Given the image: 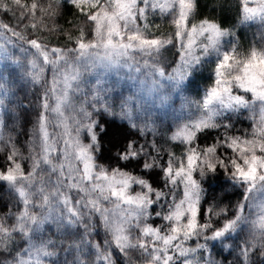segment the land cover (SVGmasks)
Instances as JSON below:
<instances>
[{
  "label": "snow or ice",
  "instance_id": "1",
  "mask_svg": "<svg viewBox=\"0 0 264 264\" xmlns=\"http://www.w3.org/2000/svg\"><path fill=\"white\" fill-rule=\"evenodd\" d=\"M52 2L61 4L50 0L44 7L38 0H0V11L11 13L14 20H0V61L21 69L26 83L42 89L28 134V155L11 135L0 131V142L10 149L0 182L21 205L16 212L9 208L0 215V264H139L133 252L143 264H215L210 254L197 253H209L210 242L228 248L224 241L246 227L249 239L239 247L240 264H264V46L253 44L241 53L229 39L235 33L215 20L191 22L197 0H67L91 25V39L80 27L75 38L68 34L72 47L49 46L37 30H55L44 22L45 16L56 14ZM251 2L255 7L249 6L250 0H240L241 22L258 20L264 25V0ZM157 15L171 16L174 34L151 32L159 26L150 23V17ZM260 39L264 42V33ZM169 46L179 57L170 72L163 63ZM205 63L214 65L212 84L199 100L185 97L179 123L167 137L183 146L182 154L168 150L167 160L161 162L164 149L155 139L161 133L153 109H163L174 94H183L185 82ZM48 70L50 79L45 77ZM121 71L135 91L117 97V112L115 101L110 103L116 84L109 85L106 77L116 73L118 82L124 79ZM10 92L7 77L0 73V111H7ZM244 110L253 121L251 131L233 133V117ZM99 112L118 116L145 138L144 143L129 140L116 158L136 161L144 172L159 169L164 188L122 167L98 162L101 134L106 131ZM4 127L0 118V129ZM209 130L219 135L201 148L197 138ZM23 159L30 161L27 172ZM220 170L243 189L242 198L231 216L227 207L210 206L201 222L206 195L202 181ZM153 214L164 223H150ZM213 217L222 221L219 226ZM46 225L72 235L65 249L75 250L71 261L52 259L57 256L56 241L42 235ZM193 239L194 247L188 243Z\"/></svg>",
  "mask_w": 264,
  "mask_h": 264
},
{
  "label": "trees",
  "instance_id": "2",
  "mask_svg": "<svg viewBox=\"0 0 264 264\" xmlns=\"http://www.w3.org/2000/svg\"><path fill=\"white\" fill-rule=\"evenodd\" d=\"M24 2L30 4L32 0H24ZM39 4L44 7H48L50 0H38ZM11 4V0H8ZM250 7H255V4L249 3ZM52 9L55 10L56 14L53 17L45 16L44 22L47 24L49 29L55 26L54 31H43L37 30V34L42 38V42L49 44V46L59 47H72L73 43L68 39L70 33L73 38L78 36L80 27H84L88 33V39H91V25L84 23L86 18L67 0H61L59 7L52 2ZM16 14L19 15V10L13 6ZM39 16V12H37ZM212 19L219 23L222 27L231 30L235 35L230 37V40H235L238 51L241 53H247L248 50L255 44L257 47L264 46V42L261 41L260 36L264 33V25L258 20L253 22H241V3L240 0H197V8L193 16L190 18L191 22L198 23L201 19ZM0 20L8 23H14L11 13L0 11ZM170 16L161 18L159 15L150 17V23L158 25L159 27H153L151 32L157 36H168L174 34V27L170 23ZM28 34L31 37L32 30L28 29ZM178 52L176 48L169 46L164 52V67L166 71H171L175 67V63L178 60ZM212 63H205L199 71L192 75L183 86V94H174L171 98L170 103L163 109H153L154 116L158 117L157 127L160 131V135L156 136L155 139L164 149L161 152L162 161L167 160V151L171 150L180 156L183 151V146L167 141V137L171 135L175 129L176 124L179 123V116L181 106L184 103L185 97L189 100H199L206 88L212 84ZM49 70L46 71L45 77L49 79ZM0 73H3L7 79L11 92L5 103L7 111H0V118L4 119L5 127L0 129L3 131L5 137L11 135L14 139V143L24 154L28 155V134L31 132L33 123L36 119V115L39 112L37 106V99L42 92L39 86L33 87L29 83H26L22 79V71L15 65L10 63H0ZM93 79L92 77L88 78ZM107 83L116 84V90L110 95L112 99L110 103L115 101L114 107L116 111H119L118 104L119 100L117 97L122 93L127 96L131 91H135L133 83L126 77L120 79L117 82L115 77H106ZM167 91V89H164ZM243 94V93H241ZM249 98H250V94ZM29 105L30 107L25 110L19 107V105ZM151 108V105H148ZM259 109L257 108V113ZM187 113H185L186 115ZM97 118L104 125L106 131L101 134V145L103 151L98 154V162L104 164L109 168L122 167L124 170L132 172L134 175L143 176L155 188H164V181L161 178V172L159 169H154L151 172H144L136 161L131 163L119 162L116 158V153L123 150L129 140H137L138 143H144L145 138L140 137L139 133L131 129L126 121H121L118 116H109L103 112L97 113ZM233 123L235 125L232 130L233 133L239 132L244 134L245 130H250L252 127V119L249 118V112L244 110L238 117H233ZM222 131V130H220ZM219 135L217 130H209L207 132L199 134L196 143L201 148L206 145H210L215 142L216 137ZM149 141L153 139L149 133L146 137ZM84 142H87L86 136ZM0 171L4 170L8 166L7 155L10 151L8 146L0 142ZM221 154L225 151L224 149L219 150ZM229 154H231L229 152ZM20 159L19 157L17 158ZM22 168L25 172L30 169V161L27 159L20 160ZM196 178L199 179V173L195 174ZM203 188L205 189V197L201 203V214L200 221L204 222L206 219L204 211L210 206L227 207L228 214L231 216L235 211V205L242 198L243 189L234 186L231 181L227 178L225 173L220 170L215 175L209 174L202 181ZM167 191V189H164ZM9 190L5 182H0V215L7 214L12 198L10 197ZM179 195V194H178ZM21 205L18 204V209L11 208L12 212L19 210ZM157 210H159L157 208ZM39 211V210H37ZM214 223L219 226L222 221L216 220L213 217ZM13 218L8 219V223L11 224ZM154 226L163 224L164 222L155 217L153 214L152 219L149 221ZM45 232L42 234L45 238L51 237L56 241V252L57 256L52 258L63 262L65 258L71 261L74 258L73 249L72 252L66 253L65 249L68 248L69 243L73 239L72 235H63L57 232L55 225H46ZM101 243L103 240V233L101 232L98 238ZM249 239L248 228L246 227L243 232L228 237L224 243L229 245L228 248H224L223 244L219 241L210 242L209 247V258L215 262V264H240L239 260V247L241 243ZM201 243L203 240L201 239ZM190 246H195L197 241L195 239L188 242ZM202 256L206 253L199 252ZM134 258L139 261V264H143V260L138 254L133 252ZM258 258V251L256 257Z\"/></svg>",
  "mask_w": 264,
  "mask_h": 264
},
{
  "label": "rangeland",
  "instance_id": "3",
  "mask_svg": "<svg viewBox=\"0 0 264 264\" xmlns=\"http://www.w3.org/2000/svg\"><path fill=\"white\" fill-rule=\"evenodd\" d=\"M170 18H171V16H170ZM17 54H19L18 52H17ZM0 63H5V62H3V61H0ZM25 63V65H26V61L24 62ZM50 71V70H49ZM120 75L121 76H124V77H126V75H125V73H124V71H121V73H120ZM107 77H115V79H117V76H116V73H111V74H109ZM49 79L51 78V72H49V77H48ZM134 86V85H133ZM251 131V129L249 130V132ZM133 189L135 190V191H138L139 190V187L138 186H136V185H134L133 186ZM10 197L12 198V201L9 203L10 204V206H9V208H15V209H18V208H16V207H18V203L16 202V198L14 197V195H10ZM205 255H207V253L206 254H204L203 256H205ZM197 256L199 257V256H202L200 253H197Z\"/></svg>",
  "mask_w": 264,
  "mask_h": 264
}]
</instances>
